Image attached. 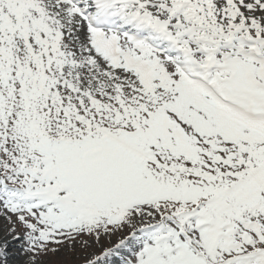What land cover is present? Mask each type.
I'll return each instance as SVG.
<instances>
[{
  "label": "snow or ice",
  "instance_id": "snow-or-ice-1",
  "mask_svg": "<svg viewBox=\"0 0 264 264\" xmlns=\"http://www.w3.org/2000/svg\"><path fill=\"white\" fill-rule=\"evenodd\" d=\"M0 264H264V0H0Z\"/></svg>",
  "mask_w": 264,
  "mask_h": 264
}]
</instances>
